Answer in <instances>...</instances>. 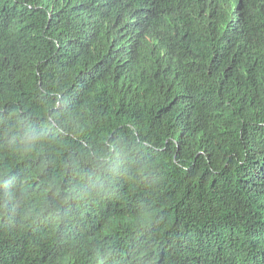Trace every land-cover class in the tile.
<instances>
[{"label": "trees", "instance_id": "1", "mask_svg": "<svg viewBox=\"0 0 264 264\" xmlns=\"http://www.w3.org/2000/svg\"><path fill=\"white\" fill-rule=\"evenodd\" d=\"M0 264H264V0H0Z\"/></svg>", "mask_w": 264, "mask_h": 264}]
</instances>
